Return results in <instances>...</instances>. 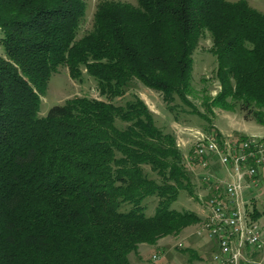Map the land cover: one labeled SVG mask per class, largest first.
I'll return each mask as SVG.
<instances>
[{"label": "trees", "instance_id": "obj_1", "mask_svg": "<svg viewBox=\"0 0 264 264\" xmlns=\"http://www.w3.org/2000/svg\"><path fill=\"white\" fill-rule=\"evenodd\" d=\"M86 10L84 0H0V264H132L142 243L201 221L174 206L196 185L176 134L139 94L117 100L138 80L176 118L188 108L210 121L191 98L207 33L221 90L205 96L206 112L264 120V12L247 0H103L79 37ZM61 66L91 76L101 97L41 115ZM207 131L222 135L212 123Z\"/></svg>", "mask_w": 264, "mask_h": 264}, {"label": "rangeland", "instance_id": "obj_2", "mask_svg": "<svg viewBox=\"0 0 264 264\" xmlns=\"http://www.w3.org/2000/svg\"><path fill=\"white\" fill-rule=\"evenodd\" d=\"M87 5L86 17L83 20L79 37L90 30L93 25V17L97 4L103 0H84ZM129 3H136L137 0H114ZM237 1V0H230ZM255 9L264 12V0H247ZM1 38V31H0ZM213 39L209 33L203 37L195 51L193 85L195 93L191 98L198 108L206 113L210 118H205L179 108L177 118L167 106V101L163 93L144 85L141 81L135 80L131 88L124 97L118 98V103L126 101L131 93L139 94L153 111L157 123L166 130L176 134V138L185 141L187 145L191 144L193 136L186 134L183 130L186 127L200 128L207 131L210 123L216 125L217 129L223 131V134L247 135L248 133L261 135L264 134V120L258 121L254 113L241 111L240 109L228 110L219 106L213 108L214 112H206L203 100L205 96L215 97L221 90V84L216 77L217 61L215 55L211 52ZM4 52L0 42V54ZM75 96H90L100 98L96 81L89 75H85L82 81L73 79L69 70L61 66L54 73L49 81L45 95H42L40 114L46 115L50 108L57 104H62L68 98ZM186 109V108H185ZM184 131V132H183ZM208 132V131H207ZM250 134V135H251ZM249 135V134H248ZM185 152L186 149H183ZM196 184V185H195ZM194 194L188 190L180 193L174 203L175 208L183 210L190 209L198 214L201 213L199 204V194H205L203 182L197 176L194 177ZM147 213L152 214L155 211L157 200L147 201ZM264 224V218L262 220ZM201 224L193 223L186 227L178 235H168L161 238L156 245L145 244L136 253L137 262L134 261L135 253L130 254L132 264H216L212 253L215 250V241L208 236L205 230H201ZM182 244V246H180ZM157 255L155 259L153 256ZM133 260V261H132Z\"/></svg>", "mask_w": 264, "mask_h": 264}, {"label": "built area", "instance_id": "obj_3", "mask_svg": "<svg viewBox=\"0 0 264 264\" xmlns=\"http://www.w3.org/2000/svg\"><path fill=\"white\" fill-rule=\"evenodd\" d=\"M183 130L193 139L189 145L177 139V145L186 149L187 164L206 191L197 196L200 231L215 241L213 260L264 264V134L240 138L193 127Z\"/></svg>", "mask_w": 264, "mask_h": 264}, {"label": "crops", "instance_id": "obj_4", "mask_svg": "<svg viewBox=\"0 0 264 264\" xmlns=\"http://www.w3.org/2000/svg\"><path fill=\"white\" fill-rule=\"evenodd\" d=\"M216 126V125H215ZM217 127V126H216ZM220 130V129H219ZM221 131V130H220ZM243 131H245V133H247V135L249 134H251V133H248V131H246V130H243ZM222 133H224L223 131H221ZM226 134V133H225ZM143 245H145V244H141L140 245V247H139V253H140V249H141V247L143 246ZM138 255H141V253L140 254H138ZM136 253H135V258H134V261L135 262H137V256H138ZM133 261V260H132Z\"/></svg>", "mask_w": 264, "mask_h": 264}]
</instances>
